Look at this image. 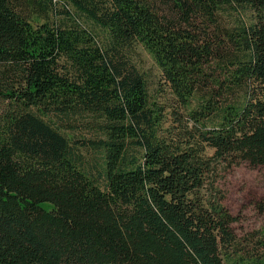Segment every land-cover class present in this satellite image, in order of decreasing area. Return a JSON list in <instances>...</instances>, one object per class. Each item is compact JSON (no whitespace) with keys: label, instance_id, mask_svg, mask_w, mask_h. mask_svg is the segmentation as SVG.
Returning a JSON list of instances; mask_svg holds the SVG:
<instances>
[{"label":"trees","instance_id":"16d2710c","mask_svg":"<svg viewBox=\"0 0 264 264\" xmlns=\"http://www.w3.org/2000/svg\"><path fill=\"white\" fill-rule=\"evenodd\" d=\"M66 1L104 41L69 11L39 22L53 0H0V264H264V238L240 245L217 182L264 166V0ZM225 7L256 20L222 24ZM134 43L177 128H162ZM84 114L94 161L51 119Z\"/></svg>","mask_w":264,"mask_h":264},{"label":"rangeland","instance_id":"374dc122","mask_svg":"<svg viewBox=\"0 0 264 264\" xmlns=\"http://www.w3.org/2000/svg\"><path fill=\"white\" fill-rule=\"evenodd\" d=\"M67 11L75 15L74 17L84 27L96 33L100 41H104L103 31L85 15L77 13L66 0H53L52 9L49 12L46 11L38 21L69 23ZM261 14L264 19V7ZM221 16L222 24L226 25L240 19L246 23L256 20V13L249 7H238L237 11L225 7ZM126 55L130 63L142 73L147 82L149 94L162 108V128L166 129L172 125V128H177L174 111L176 114L180 108L165 80L162 79L161 71L151 55L138 43L132 44L126 51ZM51 119L59 124L65 135L76 142L86 160L94 161L95 158H99L98 151L91 148L89 143V140L94 141L101 137L95 117L84 114L69 118L52 116ZM206 152L211 154L213 150L207 147ZM218 176V186L224 194L223 204L235 217L231 227L237 240L249 251H256L264 238V214L256 209V204L264 199V166L240 162L226 171L221 170Z\"/></svg>","mask_w":264,"mask_h":264}]
</instances>
